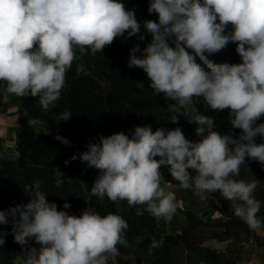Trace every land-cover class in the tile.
<instances>
[{
	"label": "clouds",
	"instance_id": "clouds-1",
	"mask_svg": "<svg viewBox=\"0 0 264 264\" xmlns=\"http://www.w3.org/2000/svg\"><path fill=\"white\" fill-rule=\"evenodd\" d=\"M148 12L158 14V22L143 23L151 42L143 50L133 46L127 66L142 69L149 87L174 102L167 107L170 123H178L187 110L183 114L198 125L195 133L201 139H187L179 127L153 132L150 125L136 126L131 138L123 132L99 136L79 156L100 170L92 195L144 206L137 215L147 212L170 222L178 205L174 193L161 186L160 169L168 166L182 189H194L203 200L219 191L250 230L264 228L257 215L261 201L254 195L257 181L235 179L246 158L264 164V143L256 142L257 136L264 138V123L256 125L264 115V0H149ZM228 25L232 30L226 32ZM140 33L135 10L121 0H0V81L6 82L8 93L39 97L42 110L48 111L61 98L77 49L81 55L87 50L94 55L117 37L143 41ZM229 43L236 44L241 63L208 58ZM194 97L212 110L227 109L231 125L242 134L234 138L215 130L214 117L201 114ZM71 115L65 111L58 121ZM28 123L44 122L33 118ZM56 139L68 143L58 134ZM52 171L61 186L64 173L59 167ZM24 191L31 196L28 203L0 210V225L11 217L14 241L23 250L21 264H115L118 246H128V224L120 215L86 209L75 216L58 210L41 191L40 181L25 185ZM63 207L71 205L65 202ZM6 235L0 232V246ZM33 239L38 248L29 244ZM163 243V236L151 238L149 252Z\"/></svg>",
	"mask_w": 264,
	"mask_h": 264
},
{
	"label": "trees",
	"instance_id": "trees-1",
	"mask_svg": "<svg viewBox=\"0 0 264 264\" xmlns=\"http://www.w3.org/2000/svg\"><path fill=\"white\" fill-rule=\"evenodd\" d=\"M121 2L126 8L135 10L136 18L141 24L140 34L145 39L141 41L137 36L125 39V33V37H117L111 45L94 55L90 50L81 55L77 49V59L66 73V87L61 98L48 111L42 110L39 97H21L16 129L19 155H0V210L7 211L11 207L28 203L31 196L24 191L25 185L40 181L41 191L50 203L57 205L58 210L75 216H80L86 209L96 211L102 216L113 213L127 222L128 228L124 236L128 246H118L120 254L116 257L115 264H236V261L227 258L226 251L205 245V241L229 240L243 246L256 235V231L250 230L234 215L232 202L224 199L219 191L209 196L217 199L221 215L207 220L192 208L178 207L186 216L187 222L176 233H159L156 230L158 221L154 217L147 212L137 215L138 209L142 211L144 206L130 207L126 201L112 202L106 197L100 200L91 193L100 170L89 167L79 159L80 154L88 150L90 143L98 142L101 135L107 137L118 132L131 138L136 126L150 125L155 132L158 128L170 130L171 125L167 119L170 115L167 107L174 102L168 101L163 94L157 95L149 87L150 81L142 69L127 66L130 49L138 44L143 50L151 42V35L144 30L143 23L147 20L158 22V14H149V0ZM231 30L232 26L228 25L226 32ZM235 48L236 44L229 43L221 50L229 64L242 62ZM141 55L142 52L137 53V56ZM208 58L222 63L211 56ZM196 62L202 64L198 57ZM81 66L86 71L80 72ZM2 83L0 81V88ZM193 104L201 114L214 117L217 125L215 130L221 134L232 135L234 138L242 134L241 129L231 125L227 109L212 110L199 97L193 98ZM65 111L72 113L71 118L58 121V116ZM186 111L182 110V116L178 117L176 124L184 134L199 141L201 137L195 133L198 125L188 122L190 116L183 114ZM33 118L43 121V125H30L28 122ZM260 123H264V115L256 121V125ZM47 131L49 134L46 135ZM57 134L68 143L56 139ZM256 142L264 143V138L257 136ZM74 155L77 158L72 160ZM65 161L69 163L65 164ZM254 161L256 160L246 158L245 163L240 166V175L235 179L257 181L258 187L254 195L263 204L264 166L257 171L258 176L254 175ZM54 167H59L64 173L63 183L59 187L56 186L53 176ZM164 168L167 181L179 184L171 177L168 166ZM67 171L74 175L73 179L68 177ZM188 171L192 176L196 175L194 170ZM65 202L71 207L65 209ZM8 219V224L0 225V232L7 233L4 245L7 249L23 252L22 247L14 241L11 217ZM161 236L164 237L163 246L150 253L151 238L159 240ZM29 244L32 247L36 245L34 239Z\"/></svg>",
	"mask_w": 264,
	"mask_h": 264
},
{
	"label": "rangeland",
	"instance_id": "rangeland-1",
	"mask_svg": "<svg viewBox=\"0 0 264 264\" xmlns=\"http://www.w3.org/2000/svg\"><path fill=\"white\" fill-rule=\"evenodd\" d=\"M209 56H211L215 60L220 61L222 63H227V61H226L227 59L223 56L221 51L216 53V54L209 55ZM79 71L84 72V71H86V69L84 66H81ZM6 96L9 98L10 95L9 94L7 95L6 90L0 89V132L8 129V131L10 130L11 132L16 133V129H17V125H18L17 120H18L19 109H20V104H19L20 100H17L16 98H11L8 101V103H5V100L7 98ZM19 99H21V97ZM12 101H14V103H13L14 105H12ZM15 107H16L17 112H18V116L16 118V121L14 120V118H15V115L17 113H15V115H12L13 111L15 110ZM11 115L14 117L11 118ZM177 127H178L177 124L171 123V125H170L171 130H173ZM37 129L40 130V128H37ZM184 135L187 139H189L191 141H196L194 138L190 137L189 135H186V134H184ZM9 142H11V141H9ZM3 151H4V148H2V149L0 148V154H2L4 156H18L19 155V153H18L19 150H18L16 141L13 144L12 148L10 145L7 147V152H3ZM12 154H14V155H12ZM262 166H264V164H261L260 162L258 163V161L253 162L252 169H253V172L255 173L254 175L258 176L257 171ZM67 175L70 179L74 178V175L69 171H67ZM263 180H264V177H263ZM219 215H221V212L218 210L213 217L207 218V220L212 219V218L219 216ZM257 215L260 219L264 220V203L261 204L260 212ZM204 219H206V218H204ZM255 231H256V233H255L256 235H254L250 240L245 242V244H243V246H241V244H239L237 242H231L229 240H218V239H208L205 241L204 244L211 246L213 248L219 249V250L226 251L227 258L230 261H236V264H251L252 263L251 260H255L257 258V256L260 255L259 252L264 253V228H261L259 230H255ZM256 236H258V237L256 238ZM34 247L38 248L39 245L36 244ZM239 249H240V251H239ZM9 250H11V249H9Z\"/></svg>",
	"mask_w": 264,
	"mask_h": 264
},
{
	"label": "crops",
	"instance_id": "crops-1",
	"mask_svg": "<svg viewBox=\"0 0 264 264\" xmlns=\"http://www.w3.org/2000/svg\"><path fill=\"white\" fill-rule=\"evenodd\" d=\"M0 89L6 90L7 95L8 94L10 95L9 98L6 96L7 98L5 100V103H8V101L11 98H16L17 100H20L19 99L20 97L7 92L6 82L2 83V86ZM13 103H14V101H12V105H14ZM19 112H20V109H19ZM15 113H17V114L15 115ZM12 115H15L14 120L16 121V118L18 116V112H17L16 107H15V110L13 111ZM12 115H11V118L14 117ZM190 137H192V136H190ZM9 141H11V142H9ZM15 141H16V133L15 132H11L10 130L8 131V129L0 132V148L1 149L4 148L3 152H7V147L9 145L12 148ZM0 155H2V154H0ZM12 155H14V154H12ZM160 171L162 174L161 186L165 187L167 191L174 193L178 207L192 208L195 211H197L202 217H204L206 219L213 217L216 214V212L219 210L218 205H217V199L213 196H209L206 200H203L196 194L194 189L184 190L179 186V184L176 185V184L171 183L172 186L170 188H168L167 183L169 181H167V179L165 177L164 166L161 167ZM186 222H187L186 216L184 214H182L181 212H179L178 208H177V212L170 222H165L163 219L158 221V225H157L156 230L159 233H176V232H179L183 229V226ZM22 254H23V252H21L19 250L18 251L12 250V249L9 250L6 247H2L0 249V264H21ZM259 254L260 255L257 256V258L255 260H251L252 261L251 264H264V253L259 252ZM202 264H206V263H202Z\"/></svg>",
	"mask_w": 264,
	"mask_h": 264
},
{
	"label": "built area",
	"instance_id": "built-area-1",
	"mask_svg": "<svg viewBox=\"0 0 264 264\" xmlns=\"http://www.w3.org/2000/svg\"><path fill=\"white\" fill-rule=\"evenodd\" d=\"M2 247H5V245H3V246H0V249H1Z\"/></svg>",
	"mask_w": 264,
	"mask_h": 264
}]
</instances>
